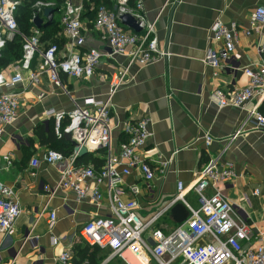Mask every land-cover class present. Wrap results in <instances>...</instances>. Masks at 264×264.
<instances>
[{"label": "crops", "instance_id": "obj_1", "mask_svg": "<svg viewBox=\"0 0 264 264\" xmlns=\"http://www.w3.org/2000/svg\"><path fill=\"white\" fill-rule=\"evenodd\" d=\"M41 1L53 3L55 12L50 21L43 20L41 31L33 25L29 31L37 30L39 38L48 34L49 39L41 40L43 45L55 40L63 48L65 39L59 22L63 0ZM71 1L83 6L81 49L94 48L109 53L101 33L93 28V20L98 6L111 8L115 0ZM129 1L131 5L139 1L144 20L154 23L153 35L158 49L168 53L167 57L145 65L132 64L124 83L110 95L112 153H118L123 125L145 118L150 137L140 155L155 171L161 168L160 163L166 164L164 173L156 172L149 182V189L141 181L138 169L123 177L121 189L125 192L120 198L126 201L130 197L126 186L135 184L139 189L134 197L136 213L145 221L169 203L178 181L185 187V200L196 207V197L189 190L195 172L235 135L248 110L256 107L264 112V97L252 100L243 108H218L210 100L216 89L229 92L247 84L241 68L259 60L256 36L239 35L226 68L216 76L202 63L210 46L209 29L214 21L220 19L225 24L235 22L248 27L251 13L256 8L264 9V0ZM41 12L38 14L42 18ZM12 64L2 68L7 78L14 72ZM125 64L123 56L104 57L89 80L61 75L65 91L49 82L45 74L39 77L38 83H31L28 72L21 73L22 82L12 88L20 93L18 116L0 135V182L13 189L21 212L13 233L5 239L0 236V264H56L55 258L61 251L78 243L77 233L83 223L95 215L108 214L104 185H100L103 195L100 207L88 200L78 202L71 191L57 186L59 171L65 162L48 165L41 161L46 150L58 149L57 144L45 142L48 127L53 124L52 117L45 111H70L74 106L71 99L79 105L85 97L104 99L111 73ZM4 90L0 88V92ZM206 132L212 141L205 149L202 139ZM33 157L39 160L36 167L30 164ZM222 159L233 165L235 177L218 189L249 225L263 229L264 136L249 125L244 126L227 146ZM98 160L102 161L101 151L78 157L76 163L97 168ZM254 189L258 190V195L252 194ZM49 210L56 213L51 228L47 222ZM175 225L168 210L153 226L167 233ZM53 239H57L56 244L52 243ZM261 243L264 245V240Z\"/></svg>", "mask_w": 264, "mask_h": 264}, {"label": "built area", "instance_id": "obj_2", "mask_svg": "<svg viewBox=\"0 0 264 264\" xmlns=\"http://www.w3.org/2000/svg\"><path fill=\"white\" fill-rule=\"evenodd\" d=\"M23 1L31 0H0V57L7 42L15 37L21 40V56L12 64L13 74L7 78L0 69V88L5 89L0 92V135L18 116L20 93L12 88L22 82L23 71L28 72L31 83H38L39 77L45 74L49 82L65 91L61 75L89 80L102 58L123 56L126 59L125 65L117 67L111 73L104 99L85 97L81 105L71 99L74 106L70 111H45L53 119L54 136L61 139L64 134H69L75 143L66 155L48 149L41 157V161L48 165L65 162V166L59 171L57 186L71 191L76 201L88 200L96 207H100L103 200L100 185L106 188L108 214L91 217L77 233L78 242L108 253L98 264H108L113 259H118L123 264H132L126 255L140 264H264V245L261 243L264 240V228L249 225L238 208L218 189V184H227L235 177L233 165L222 159L227 146L247 125L264 136V112L256 107L248 110L235 135L229 137L218 153L195 172L189 190L196 197V207L185 200V187L178 181L169 203L143 221L136 213L137 203L134 197L139 192L137 186L127 185L125 189L130 197L126 201L120 198L125 192L121 189L123 177L133 169H138L141 181L149 189V182L156 172L160 175L164 173L166 164L160 163L161 168L155 171L140 155L150 137L148 120L145 118L123 125V139L119 142L118 153H112L110 95L124 83L132 64L145 65L168 56V53L157 47L156 37L153 35L154 23L144 20L139 1L131 5L129 0H115L111 8L100 5L95 10L93 28L101 33L110 52L94 48L81 49L84 43L81 32L83 6L81 3L63 0L59 22L65 43L60 48L57 42L43 45L39 40V32L35 29L29 35L19 31L15 15ZM53 6L50 1L34 0L30 6V20L35 16V11L39 13L44 8ZM124 14L134 18L139 32L120 23L118 17ZM263 28V8H256L251 13L248 27L235 22L225 24L220 19H216L210 27V46L206 49L202 63L213 70L214 76L226 68L225 63L230 59L239 35L256 36L259 39L255 46L258 62L241 68L247 84L229 92L216 89L211 93L210 100L218 108H243L252 100L264 97ZM202 140L206 149L212 138L206 132ZM80 148H84L87 153L101 151L102 163L97 168L92 164H77ZM38 162L35 157L30 160L32 167H36ZM258 193L257 189L252 191L253 195ZM175 203L183 205L187 212L186 218L164 233L153 225ZM20 212L19 201L13 189L0 182V236L3 239L13 233ZM55 220V211L49 210V228ZM56 242L57 239L52 240L53 244ZM55 263L73 264L71 245L56 256ZM81 264L89 263L85 260Z\"/></svg>", "mask_w": 264, "mask_h": 264}, {"label": "trees", "instance_id": "obj_3", "mask_svg": "<svg viewBox=\"0 0 264 264\" xmlns=\"http://www.w3.org/2000/svg\"><path fill=\"white\" fill-rule=\"evenodd\" d=\"M34 0L31 1H23L19 6L15 18L18 29L20 32L29 35L30 28L32 27V22L30 21L32 11L30 6ZM42 27L39 28L41 31ZM49 39V35L45 34L43 36L40 35V42L41 40ZM52 42H56L53 40ZM21 56V40L19 37H15L12 41L7 42L1 51L0 57V69L3 70L4 68L10 66L12 63L18 61ZM33 66V64H32ZM3 68V69H2ZM46 144L53 145L57 144L58 149H52L59 151L63 154L69 153L68 143L65 142L63 138L58 139L54 136L52 132V124L48 127L47 138L45 139ZM99 161V160H98ZM102 161L100 160L97 162V166L100 165ZM100 251L97 247H88L87 245L78 242L73 245L72 247V262L73 264H81L83 261H88L89 264H98L103 258L100 256Z\"/></svg>", "mask_w": 264, "mask_h": 264}, {"label": "water", "instance_id": "obj_4", "mask_svg": "<svg viewBox=\"0 0 264 264\" xmlns=\"http://www.w3.org/2000/svg\"><path fill=\"white\" fill-rule=\"evenodd\" d=\"M55 12L54 7H47L42 10V18L39 16L38 12L35 11V16L32 19V25L39 31V28L41 27L43 20L50 21L52 15ZM118 20L121 24L126 25L134 32H139V28L137 27V24L132 16L129 14H124L118 17ZM108 51L110 52V49L108 48ZM63 139L69 144V146H75V143L70 139L69 134H64ZM87 154V151L84 148L78 149V156L82 157ZM169 214L172 219V221L175 224H180L183 222L186 218L187 212L182 204L175 203L170 209Z\"/></svg>", "mask_w": 264, "mask_h": 264}, {"label": "rangeland", "instance_id": "obj_5", "mask_svg": "<svg viewBox=\"0 0 264 264\" xmlns=\"http://www.w3.org/2000/svg\"><path fill=\"white\" fill-rule=\"evenodd\" d=\"M222 185V183L218 184ZM165 233V232H164ZM108 255V253L106 251H100V256L101 258H105ZM108 264H123L120 260L118 259H113L111 262H109ZM152 264V263H151ZM228 264H232V263H228Z\"/></svg>", "mask_w": 264, "mask_h": 264}, {"label": "bare ground", "instance_id": "obj_6", "mask_svg": "<svg viewBox=\"0 0 264 264\" xmlns=\"http://www.w3.org/2000/svg\"><path fill=\"white\" fill-rule=\"evenodd\" d=\"M128 261H130L132 264H140L137 261L133 260L129 255H126Z\"/></svg>", "mask_w": 264, "mask_h": 264}]
</instances>
